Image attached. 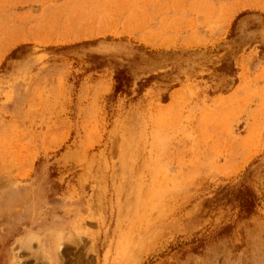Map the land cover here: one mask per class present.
I'll return each instance as SVG.
<instances>
[{"label":"rangeland","instance_id":"374dc122","mask_svg":"<svg viewBox=\"0 0 264 264\" xmlns=\"http://www.w3.org/2000/svg\"><path fill=\"white\" fill-rule=\"evenodd\" d=\"M0 264H264V0H0Z\"/></svg>","mask_w":264,"mask_h":264},{"label":"trees","instance_id":"16d2710c","mask_svg":"<svg viewBox=\"0 0 264 264\" xmlns=\"http://www.w3.org/2000/svg\"><path fill=\"white\" fill-rule=\"evenodd\" d=\"M233 71L231 65V72ZM150 78L145 77L136 82L137 88L136 93L139 94L141 90L148 84ZM112 90L107 96L108 99L114 100L118 95H129L131 77L128 74L127 68L125 66L116 68L112 75ZM234 196L237 200L238 217L247 218L254 213L255 207V196L248 187L246 181L241 180L236 185H234Z\"/></svg>","mask_w":264,"mask_h":264}]
</instances>
